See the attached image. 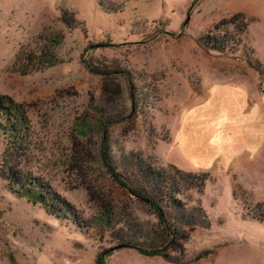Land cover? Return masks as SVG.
<instances>
[{
    "label": "rangeland",
    "instance_id": "1",
    "mask_svg": "<svg viewBox=\"0 0 264 264\" xmlns=\"http://www.w3.org/2000/svg\"><path fill=\"white\" fill-rule=\"evenodd\" d=\"M23 49L54 64L23 74ZM0 95L26 124L15 139L0 116V264H264V0H0ZM104 142L125 176L138 157L151 190L164 175L168 258L137 250L167 236Z\"/></svg>",
    "mask_w": 264,
    "mask_h": 264
},
{
    "label": "trees",
    "instance_id": "2",
    "mask_svg": "<svg viewBox=\"0 0 264 264\" xmlns=\"http://www.w3.org/2000/svg\"><path fill=\"white\" fill-rule=\"evenodd\" d=\"M39 38L42 39L41 36ZM228 40L229 39H225V38L219 39L218 41L213 40L214 43L212 42V44L216 49L219 50V52H224L225 51L224 49L227 48L226 46L228 45ZM232 49H234V47H232ZM25 50L26 49L21 50V52L19 53L16 59V66L17 65L19 66V71L23 72V74L36 71L38 70V68L44 67L45 64L47 65L54 64L53 60H51L52 58L51 59L44 58L45 56L44 53L36 55L37 50H33V49L31 51H25ZM20 113H21V110L19 109L18 104H15L7 96L0 95V116L5 115L6 121H8L7 123L10 124L9 127H10V130L12 131V134L16 133L15 139H17L18 137L19 138L21 137L20 136L22 135L21 131L24 130L22 127L26 128V124H22V125L18 124L19 122L25 123V117L23 116V114H20ZM106 113L109 114V116L106 117L108 118L106 119V122L111 123V122H114L113 119L115 121L117 120L116 115L112 117L113 113H110L109 111H107ZM121 118H127V116L123 115ZM110 119L112 121H109ZM107 150H108L107 143L104 142V151H103L104 164L106 165L112 178L116 182L121 184L122 186L127 187L135 197H137L143 203L148 205L151 208V210H153V212L158 217L159 225L162 227L164 233L167 236L166 242L164 245L161 246V248H157L155 250L137 248V250L145 255H153V256L158 255V256H164L165 258H168L167 255L163 252V250H166L169 245H177L176 242L180 238V225H181L180 222L182 221V219H180L179 215L175 219L171 217V213H170L171 209H169V206L172 205L171 197L174 194L173 192L171 193V191L170 192L164 191L166 189L165 187H168L165 183L164 175L160 172H157V174H155L154 177H151L154 182L157 180L153 189L151 190L150 187L152 188V186L149 184L150 182V179H149L150 177H148L149 173L147 171V167L145 166L144 164L145 161H143V159L141 158L139 159V157L136 159L137 161L140 160L139 162L141 166L138 167L139 171L134 172L133 174L129 173V175L130 174L132 175L131 177H129L117 171L116 165H114L112 158L107 153L108 152ZM12 152L13 154H15L16 151L12 150ZM4 176L10 182L12 181L11 186H13L12 189H14V191H16V188H15L16 184L19 183L21 186L20 189H22V193L28 196L30 199L34 198L33 201H37V200L40 201L41 199L42 201H45V204H48V203L53 204V201L55 204V200H54L55 197L53 199H49L48 198L49 193L46 194L43 191H39L38 193L37 192L35 193L33 192L35 191L34 189H32L31 187H27L29 185H33V186L39 185L42 190H47L48 192L51 191L50 189L48 190L45 184L41 183L36 178H33L30 175L28 177H23V175H21L16 179L15 176L13 178L8 173L6 174V172ZM187 176L192 183L197 184V185H201V183H203L206 178V175L203 173L198 174V175H195V174L192 175L191 173H189ZM61 210L64 211V207ZM106 217H107L106 218L107 223L109 222L111 223L113 220H115L113 219L112 215L106 216ZM183 219H186V217H183ZM188 222H189V217L187 220H185V223H188ZM121 246H128L131 248H136L132 245H120V247ZM111 253H112V249H108L106 250V252L99 255L97 259L98 263L104 264V260L102 257L108 254H111ZM207 253L208 251L203 250L200 252V254H198L199 255L198 257L202 258Z\"/></svg>",
    "mask_w": 264,
    "mask_h": 264
}]
</instances>
